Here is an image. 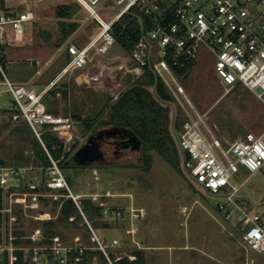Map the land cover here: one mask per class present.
<instances>
[{
    "label": "built area",
    "instance_id": "2783aa9c",
    "mask_svg": "<svg viewBox=\"0 0 264 264\" xmlns=\"http://www.w3.org/2000/svg\"><path fill=\"white\" fill-rule=\"evenodd\" d=\"M83 6L90 18L97 22V33L84 45L69 43V61L63 67L60 77L87 68L93 71V80L103 81L117 71L124 75H141L149 67L157 77L163 80L172 102L183 95L189 107L183 105L187 115L183 118L178 146L182 152V166L193 182H197L207 192L223 199L218 209L233 230L232 235H239L243 248L250 247L264 260V205L239 200L241 186L233 183L232 178L243 166L251 173L264 168V126L259 130H248L234 141L226 144L219 139L201 115L197 113L185 94L184 86L177 79L175 66L185 67L196 62L201 51H207L213 58L217 75L226 87H247L264 105V0H75ZM9 0H0V45L24 43L31 38L30 24L37 20L32 8L15 7L6 4ZM112 3L120 9L109 20L105 19L98 6ZM137 11L141 21V35L135 41L130 53L109 56V51L116 44L112 32L113 24L124 14ZM144 18L146 22L144 24ZM120 60L118 63L115 61ZM38 65L39 61L34 60ZM94 69V70H93ZM0 70L4 79L0 85L7 86L20 110L19 115L25 118L40 138L51 165L47 167L33 164L14 165L0 164V188L3 189L4 208L0 209L9 215V235L12 239L13 226L17 221L15 206L18 205L25 217L35 221L57 218L58 211L53 213L43 204L42 198L58 201L66 198L74 200L81 213V199L90 196L98 200L97 194L75 193L60 166V160L70 147L67 142L75 135V120L71 115L50 112L43 101L47 90L56 83L42 90L26 85L14 84L2 66ZM94 82V81H93ZM258 88H261L259 91ZM2 92L0 88V93ZM119 94L113 95L118 99ZM169 103L170 105L172 104ZM46 130L54 131L64 138L65 147L59 160L52 157L41 139ZM55 148V146H54ZM21 177L23 182L13 185V178ZM103 196L111 197V193ZM263 196H259L262 199ZM106 220L114 221L127 214L131 224L144 217V208L132 205L109 207L104 201ZM127 210V211H125ZM111 215V216H110ZM136 218V219H135ZM73 219V218H71ZM88 224L90 222L87 220ZM91 227V226H90ZM92 240L98 242L99 248L107 258V264H115L126 253L119 252L121 242L113 238L110 249L101 241V237L91 227ZM133 233V229L128 230ZM43 231L37 227L31 233L35 241L42 239ZM139 245L137 241H134ZM140 246V245H139ZM8 248L0 245V257ZM35 251L33 262L36 264H75L82 259L87 248L82 237L77 234L69 243H64L56 236L50 245L23 247L25 251ZM51 254L48 255L47 253ZM111 253L116 257L112 258ZM135 259L134 255H128ZM16 257L11 254V264ZM255 258L247 255L244 260L222 264H258ZM95 263V261H94ZM97 263V262H96ZM167 264H174L169 261Z\"/></svg>",
    "mask_w": 264,
    "mask_h": 264
},
{
    "label": "rangeland",
    "instance_id": "374dc122",
    "mask_svg": "<svg viewBox=\"0 0 264 264\" xmlns=\"http://www.w3.org/2000/svg\"><path fill=\"white\" fill-rule=\"evenodd\" d=\"M6 4L12 8H32L37 15V20L30 24L29 40L0 45V61L5 73L16 85L40 90L61 71L63 51H60L59 42L62 25L78 23V27L66 39L77 45L86 44L97 33V22L75 0H9ZM67 4L74 7L78 5L79 8L71 17L57 16V7ZM98 9L109 20L120 7L107 2L99 5ZM41 29L52 32L48 42L41 38ZM108 54L115 56L125 54V51L116 43ZM31 60H38L39 64L36 65ZM118 62L120 60L114 63ZM88 67L90 65L83 71L76 72L75 76L66 75L58 79L50 88L65 87V83L69 82L72 87L69 99L73 93L80 102L86 84L115 95L128 86V76L135 77L132 74L118 75L121 78L120 84L114 86L109 77L101 82L90 80L92 77L89 72L92 70ZM176 76L197 113L224 143L234 141L248 130L263 128L264 105L261 100L247 87H226L217 75L213 58L207 51L198 54L197 63L187 79L178 74ZM82 77L84 78L81 79ZM0 88V123H5L9 121V115L4 116L2 109L13 105V96L7 86L0 85ZM57 95L55 106L60 113H65L64 97L61 92ZM183 105L189 107L183 95H179L170 105V127L180 153L181 171L155 151L152 152L151 169H145L141 147L135 149L132 144H126L125 132L111 125H103L94 132H87L78 121L73 125V133L78 136V141L74 144L77 148L61 163L62 171L75 193L97 194L98 200H102L101 196L109 192L112 196L103 200L109 207L126 209L132 205L135 209L144 208V217L136 220L133 225L126 212L125 219H118V227L97 231L101 238L106 232L108 239L125 241L123 246L126 245L119 250L121 253H129L134 249L133 242L137 241L147 252L152 264L169 261L174 264H220L237 261L241 255L261 261L262 256L250 247L245 250L240 239L230 233L232 226L218 209V203L223 199L193 182L183 169L182 152L178 146L181 129L175 126L177 118L187 115ZM85 108L88 109V106ZM15 119L17 118L13 116V120ZM91 134L99 138V159L89 163L75 161L73 153L86 143ZM2 142L15 147L18 138L6 130L0 134V143ZM232 181L241 186L239 200L264 205V168L251 173L240 166V171ZM22 182L21 177L12 179L13 185ZM259 196L263 198L259 199ZM26 225L30 231V221H26ZM130 229H133L132 234L128 232ZM94 261L96 264L99 260Z\"/></svg>",
    "mask_w": 264,
    "mask_h": 264
},
{
    "label": "trees",
    "instance_id": "16d2710c",
    "mask_svg": "<svg viewBox=\"0 0 264 264\" xmlns=\"http://www.w3.org/2000/svg\"><path fill=\"white\" fill-rule=\"evenodd\" d=\"M78 8V5L75 7L69 4L59 5L56 13L59 17H71ZM144 21V24L147 23L146 18H144ZM77 27L78 23L75 22L62 25L61 41L59 44H62ZM141 31V21L136 10H133V13L124 14L113 24L112 29L116 43L127 53L131 52L135 41L141 35ZM195 65L196 62L194 61L188 63L185 67L175 66L174 68L179 76L187 79ZM128 77V86L120 92L116 100L113 99V94L98 90L94 85L87 84L83 88V96L80 102L79 99L75 98L73 93L71 99H69L72 87L69 86V82H66L65 87L57 86L49 88L43 96V101L50 112L60 113L55 103L57 104L58 92H61L64 97L66 110L63 114L71 115L75 122L82 123L87 132H94L103 125H111L125 132V138L130 134H134L141 143L140 147L143 152L142 160L144 161L143 166L145 169H151L152 152L155 151L175 169L181 171L180 153L170 127L171 106L169 103L172 102L173 96L169 93L163 80L157 77L149 67H145L141 75L134 78ZM3 79L4 76L0 70V81ZM70 100L72 101L71 107ZM12 104L11 107L2 109L4 116L9 115V121L0 123V134L9 130L12 134L16 135L18 143H16L15 147L4 142L0 143V155L6 158L7 164L19 166L33 164L43 167L51 165L50 157L30 123L20 115L17 119L13 120V116L20 114V110L14 99ZM87 106L88 109L85 108ZM182 121L183 118H177L175 126L181 129ZM46 128H48L47 125L42 126V129L45 130L41 135V139L52 157L59 160L63 154L65 140L56 132L46 130ZM76 148L77 145L64 154V157L59 162L60 165L65 158H69L72 155L73 150ZM27 151L29 152L27 153ZM2 195L3 189L0 188V209L4 208L5 205ZM101 198L103 201L107 196H101ZM42 200L44 206L53 213H56L58 207H60L57 218L35 221L25 217L23 211L16 205L15 213L17 214V221L13 226L12 239H10L9 235V215L0 210V245L8 247L12 244L15 247L13 252L8 248L3 251L0 257V264H11V254L16 257L13 264H36L33 262L35 251L32 248L29 251H25L23 247L50 245L53 242V237L56 236L62 242L69 243L77 234L82 237L87 248L81 255L82 259L75 262V264H95V259L99 260L96 264H107V258L99 248L98 242L92 240L93 233L91 227L96 232L101 230L106 231L118 227L119 220L118 218L114 221L105 219L108 214L105 213V206L100 204L101 200H93L90 196H84L81 199L82 211L90 224L87 223L86 218L73 199L62 198L58 201H51L50 199L42 198ZM122 218L125 219L126 215ZM26 221H30V231L27 229ZM37 227L43 231L40 241H35L30 237L32 231ZM103 235L101 241L110 249L113 238L108 239L106 232ZM239 238L240 236L238 235ZM124 243L126 242L121 241V247ZM133 244L134 249L129 251V253H125L134 255L135 259H131L128 255H125L117 260L115 264H152L145 249L135 242ZM47 254L50 255L51 253L48 252ZM110 256L115 258L116 254L111 253ZM245 257V255H241L239 261L244 260ZM258 264H264V260L259 261Z\"/></svg>",
    "mask_w": 264,
    "mask_h": 264
},
{
    "label": "water",
    "instance_id": "95a60500",
    "mask_svg": "<svg viewBox=\"0 0 264 264\" xmlns=\"http://www.w3.org/2000/svg\"><path fill=\"white\" fill-rule=\"evenodd\" d=\"M40 36L43 39V41L48 42L49 38L52 36V32L49 29H41ZM258 90L260 91L261 88H258ZM77 141H78V136L74 135L72 139L67 142V145L70 147V149H72ZM128 141L129 143L132 144V146L135 149H138L141 146L140 140L134 134H130ZM100 155L101 152L98 147L96 136L94 134H91L87 138L86 143H84L73 153V158L75 161L80 163H89V162L97 161ZM5 163H6V158L0 155V164H5Z\"/></svg>",
    "mask_w": 264,
    "mask_h": 264
},
{
    "label": "crops",
    "instance_id": "0c3cea01",
    "mask_svg": "<svg viewBox=\"0 0 264 264\" xmlns=\"http://www.w3.org/2000/svg\"><path fill=\"white\" fill-rule=\"evenodd\" d=\"M69 41H71V40H69ZM69 41H65V42H63L61 45H60V51H63V58H62V64H63V67L66 65V63L69 61V59H70V55H69V53H68V49H67V45L69 44V43H72V42H69ZM117 55H120V54H117ZM63 67H62V69H63ZM61 69V70H62ZM85 68H83V69H80V70H78V71H76V72H81V71H83ZM75 72V73H76ZM60 73H61V71L57 74V76L56 77H54V78H52L42 89H45V88H47V87H49L50 85H51V83L53 82V81H59L61 78H63L64 76H66V75H69V77H71V76H75L76 74L75 73H72V74H66V75H64V76H62V77H60ZM121 74H123V72L122 71H117L116 72V74H114L113 76H111L109 79L111 80V82L112 83H114L113 85L114 86H118L119 84H120V81H121V78L119 79L118 78V75H121ZM93 71L92 72H89V76H91L92 78L90 79V80H93ZM84 77H82L81 79H83ZM59 79V80H58ZM109 80V81H110ZM92 84V83H91ZM31 87V86H30ZM33 88V87H32ZM42 89H40V90H42ZM111 89V88H110ZM112 94V93H111ZM141 218H143V217H141ZM140 218V219H141ZM139 220V219H138ZM236 238H238V235H234ZM237 261H239V260H237ZM233 262V261H232ZM223 263H225V262H223Z\"/></svg>",
    "mask_w": 264,
    "mask_h": 264
},
{
    "label": "flooded vegetation",
    "instance_id": "af4514ba",
    "mask_svg": "<svg viewBox=\"0 0 264 264\" xmlns=\"http://www.w3.org/2000/svg\"><path fill=\"white\" fill-rule=\"evenodd\" d=\"M129 136H130V135H129ZM129 136L125 139V142H126V144L131 145V143H129V141H128ZM96 139H97V143H98V142H99V138L96 137ZM98 147H99V145H98Z\"/></svg>",
    "mask_w": 264,
    "mask_h": 264
}]
</instances>
